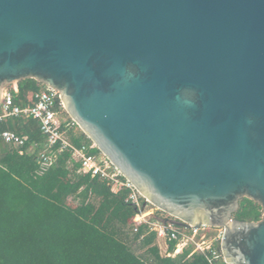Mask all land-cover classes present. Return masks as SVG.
Wrapping results in <instances>:
<instances>
[{
    "label": "water",
    "instance_id": "1",
    "mask_svg": "<svg viewBox=\"0 0 264 264\" xmlns=\"http://www.w3.org/2000/svg\"><path fill=\"white\" fill-rule=\"evenodd\" d=\"M28 79L164 225L264 264V0H0V102Z\"/></svg>",
    "mask_w": 264,
    "mask_h": 264
},
{
    "label": "trees",
    "instance_id": "2",
    "mask_svg": "<svg viewBox=\"0 0 264 264\" xmlns=\"http://www.w3.org/2000/svg\"><path fill=\"white\" fill-rule=\"evenodd\" d=\"M43 88L28 79L7 89L24 108ZM60 118L72 145L91 146L89 153L100 155L77 126L66 128L72 121L64 110ZM0 129L26 138L22 147L0 144V264H209L203 255H191V247L173 255L175 241L167 242L162 255L146 224L134 232L138 210L127 201L129 191L83 174L69 152L48 147L36 120L7 118ZM43 152L53 164L38 160ZM152 209L149 221L167 218ZM261 217V206L248 199L233 215L248 223ZM215 249L221 254L220 243ZM215 264H226L222 254Z\"/></svg>",
    "mask_w": 264,
    "mask_h": 264
},
{
    "label": "built area",
    "instance_id": "3",
    "mask_svg": "<svg viewBox=\"0 0 264 264\" xmlns=\"http://www.w3.org/2000/svg\"><path fill=\"white\" fill-rule=\"evenodd\" d=\"M63 105L60 100L59 92L51 88L44 87L34 96L32 105L21 108L13 103L11 93L5 89L2 93L0 102V124L7 118L26 117L32 118L39 123L41 134L46 138L49 148H56L58 152H69L71 158L80 164V170L83 174L92 178L96 177L105 181L108 185L129 191L127 201H129L138 210L134 217V232L138 226L146 224L149 231L155 232L158 239H164L167 242H177L173 255L180 253L183 249L191 247L192 254L203 255L209 264H215L221 258V254L215 245L220 243L223 230L219 228H209L202 226L200 228L182 227L177 228L172 225H164L160 220L151 222L148 218L154 214V208L147 203L126 181L120 173L107 161L101 154L92 155L89 153L91 148L85 145L75 147L67 138V130L61 129L60 113ZM72 121V120H71ZM76 124L72 121L66 128L74 127ZM26 138L20 137L10 131L0 129V144H8L14 147H22ZM38 160L42 164H53L51 155L40 153ZM146 213L144 214V212ZM168 256H170L168 254Z\"/></svg>",
    "mask_w": 264,
    "mask_h": 264
},
{
    "label": "rangeland",
    "instance_id": "4",
    "mask_svg": "<svg viewBox=\"0 0 264 264\" xmlns=\"http://www.w3.org/2000/svg\"><path fill=\"white\" fill-rule=\"evenodd\" d=\"M12 87L15 88L16 84H13ZM153 214H154V212H153ZM157 244L159 246L161 254L162 255L166 254V251H167V243H166V241L164 239H158L157 238Z\"/></svg>",
    "mask_w": 264,
    "mask_h": 264
},
{
    "label": "crops",
    "instance_id": "5",
    "mask_svg": "<svg viewBox=\"0 0 264 264\" xmlns=\"http://www.w3.org/2000/svg\"><path fill=\"white\" fill-rule=\"evenodd\" d=\"M14 90H16V87L14 88Z\"/></svg>",
    "mask_w": 264,
    "mask_h": 264
}]
</instances>
